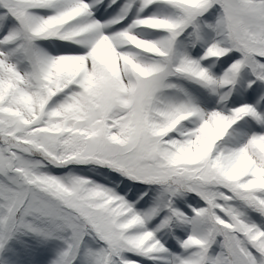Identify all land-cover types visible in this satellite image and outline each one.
<instances>
[{
    "label": "snow or ice",
    "instance_id": "obj_1",
    "mask_svg": "<svg viewBox=\"0 0 264 264\" xmlns=\"http://www.w3.org/2000/svg\"><path fill=\"white\" fill-rule=\"evenodd\" d=\"M0 264H264V0H0Z\"/></svg>",
    "mask_w": 264,
    "mask_h": 264
}]
</instances>
